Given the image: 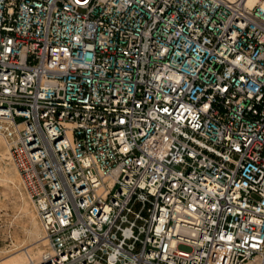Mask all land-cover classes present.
I'll return each instance as SVG.
<instances>
[{"label":"built area","instance_id":"2783aa9c","mask_svg":"<svg viewBox=\"0 0 264 264\" xmlns=\"http://www.w3.org/2000/svg\"><path fill=\"white\" fill-rule=\"evenodd\" d=\"M0 136L29 264H264V0H0Z\"/></svg>","mask_w":264,"mask_h":264},{"label":"rangeland","instance_id":"374dc122","mask_svg":"<svg viewBox=\"0 0 264 264\" xmlns=\"http://www.w3.org/2000/svg\"><path fill=\"white\" fill-rule=\"evenodd\" d=\"M44 249L47 241L36 211L0 136V264H11L15 253L37 261Z\"/></svg>","mask_w":264,"mask_h":264},{"label":"bare ground","instance_id":"6f19581e","mask_svg":"<svg viewBox=\"0 0 264 264\" xmlns=\"http://www.w3.org/2000/svg\"><path fill=\"white\" fill-rule=\"evenodd\" d=\"M11 256H12L11 261H10L11 264H29L32 261H34V260H31V258L28 254H25L26 260H24V258L21 255H19V253H15Z\"/></svg>","mask_w":264,"mask_h":264}]
</instances>
